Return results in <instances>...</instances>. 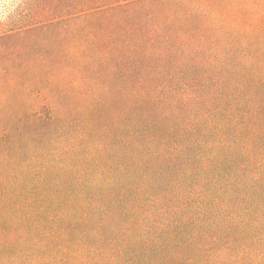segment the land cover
<instances>
[{"label": "trees", "instance_id": "obj_1", "mask_svg": "<svg viewBox=\"0 0 264 264\" xmlns=\"http://www.w3.org/2000/svg\"><path fill=\"white\" fill-rule=\"evenodd\" d=\"M8 23L0 264H264V0H21Z\"/></svg>", "mask_w": 264, "mask_h": 264}, {"label": "rangeland", "instance_id": "obj_2", "mask_svg": "<svg viewBox=\"0 0 264 264\" xmlns=\"http://www.w3.org/2000/svg\"><path fill=\"white\" fill-rule=\"evenodd\" d=\"M20 1L21 0H0V32L15 27L10 23L5 25V22L7 21V16L9 15L10 10L17 7V4H19ZM14 25L20 26V24Z\"/></svg>", "mask_w": 264, "mask_h": 264}]
</instances>
